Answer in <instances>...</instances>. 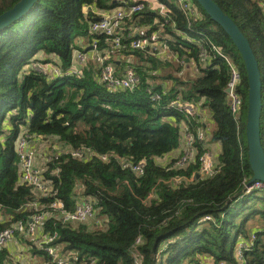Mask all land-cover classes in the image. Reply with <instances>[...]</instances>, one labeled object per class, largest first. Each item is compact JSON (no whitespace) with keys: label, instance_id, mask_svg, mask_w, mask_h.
I'll return each mask as SVG.
<instances>
[{"label":"trees","instance_id":"16d2710c","mask_svg":"<svg viewBox=\"0 0 264 264\" xmlns=\"http://www.w3.org/2000/svg\"><path fill=\"white\" fill-rule=\"evenodd\" d=\"M17 1L0 0V14ZM158 1L168 8L166 14L145 3L142 11L124 19L123 27L139 25L145 34L163 28L176 55L195 62L200 72L195 77H182L178 62L179 75L163 73L175 61L129 46L117 49L104 35L91 32V22L101 17L97 11L111 12L122 5L121 0H38L0 30V214L4 218L0 231L18 220L28 221L35 213L29 206L34 191L21 181L16 151L18 138L27 132L31 143L41 138L69 149L47 161L42 170L51 190L40 204L47 213L44 233L57 232L55 243L63 244V253L74 252L72 264H264V224L248 228L256 216L264 218V206L250 207L251 199H262L264 187L246 188L253 172L245 135L248 83L242 57L226 31L196 0L195 21L187 18L176 0ZM214 1L247 36L259 62L264 147V0ZM121 34L127 43L125 30ZM93 39H98L99 53L105 54L103 62L113 63L117 74L130 67L137 71L140 82L133 90L107 89L99 81L102 63L96 60L89 61L80 78L66 73L74 51H89ZM213 45L240 70L243 107L238 118L226 93L229 65ZM202 48L207 49L206 58ZM133 56H140L144 64L131 61ZM34 60L58 63L62 76L41 73L30 65ZM155 94L160 97L153 99ZM178 97L193 102L198 115L189 117L173 108L171 102ZM204 110L213 120L209 130L201 120ZM183 124L193 133L203 129L206 134L195 141L197 161L179 167ZM212 143L220 144L217 170L198 176V157ZM83 147L93 154L72 156L71 150ZM179 149V155L159 162ZM142 160L145 167L139 174L132 166ZM80 195L91 197L102 226L64 222L51 207L59 200L72 210ZM239 197L245 201L237 207ZM243 242L248 246L242 247L238 258ZM34 248L46 264H56L45 251ZM8 261L3 248L0 264Z\"/></svg>","mask_w":264,"mask_h":264},{"label":"built area","instance_id":"2783aa9c","mask_svg":"<svg viewBox=\"0 0 264 264\" xmlns=\"http://www.w3.org/2000/svg\"><path fill=\"white\" fill-rule=\"evenodd\" d=\"M190 21H195L199 16V9L197 4L193 0H176ZM122 5L115 8L111 12H103L102 19H96L91 22L90 30L93 33L102 34L106 37V40L110 45L117 49H122L129 46L131 49H139L144 51L150 56H154L161 60H172L180 64L188 63L190 60L187 58L180 59L179 56L171 49L170 45L166 41L167 35L164 33V29L154 31L150 34H145L146 29L139 25H133L128 28L123 27V21L126 17H129L135 13L142 11L145 7V3L153 9H157L162 14H166L168 8L161 4L158 0H121ZM121 30H125L127 43H124V38L121 34ZM128 32V33H127ZM213 49L216 53L222 56L229 65L230 79L226 86V92L229 98V104L232 113L235 117H240L243 107V99L239 92V85L242 77L239 68L231 57L224 54L221 48L213 45ZM89 51L91 54L89 55ZM89 51L85 52L80 49L75 50L73 53L71 65L66 72L67 74L74 75L78 78L83 76L84 69L88 67L89 61L96 60L102 63V67L99 73V81H101L107 89L110 91H116L118 89L133 90L140 82V77L134 68H127L122 74H117V69L113 63H104L105 54L101 55L98 51V39H93ZM207 49L202 48L201 55L207 57ZM93 58V59H91ZM193 65L195 62L191 61ZM34 68L41 73L51 76H62V70L58 63L53 61L40 63H33ZM196 67V65H195ZM158 94L153 95V99H158ZM171 106L176 110L186 114L189 117H195L198 115V109L196 105L187 100H182L180 97L174 99L171 102ZM205 130L198 129L196 133H193L187 127V124H183V140H182V152L178 156L177 164L179 167H186L197 161V146L195 141L197 138L200 140L205 137ZM36 147L31 145V141L28 133L21 134L16 143V151L20 166V178L21 181L27 185L32 186L34 191V199L29 204L30 208L35 211L31 219L28 221L18 220L13 225L0 231V250L6 248L11 242H14L19 236L27 239L30 245L37 247L40 250L45 251L56 264H68L70 256L60 252L59 245L55 243L58 238L57 232L44 233L43 227L47 219V213L41 210L40 199L42 196L47 195L51 186L47 185V181L42 176V173L36 167ZM71 150V154L74 157L91 156L92 151L88 150ZM53 156L49 157L48 161L52 160ZM102 160L107 161L108 155H102ZM199 176H208L217 170L216 154L212 149H206L199 157ZM133 170L137 173H143L145 167V161H140L134 164ZM194 179V174L191 176V180ZM179 180V179H177ZM264 187V183L256 181L252 185H247V191H251L253 188ZM51 207L64 222L70 223H86L92 219L96 213V207L89 196L80 195L74 204L72 210H67L64 204L57 200L51 204ZM210 218V217H207ZM97 226H102L103 222L97 221ZM42 231V234H41ZM140 242V238L137 243ZM248 243L243 242L238 250V258H241L242 247H247ZM67 253L73 254L71 251Z\"/></svg>","mask_w":264,"mask_h":264},{"label":"water","instance_id":"95a60500","mask_svg":"<svg viewBox=\"0 0 264 264\" xmlns=\"http://www.w3.org/2000/svg\"><path fill=\"white\" fill-rule=\"evenodd\" d=\"M38 0H18L11 8L0 14V30L26 14ZM213 21L230 36L238 49L247 75V112L245 135L248 161L253 177L248 185L256 181L264 183V147L261 138V116L263 107L262 75L259 62L251 43L237 23L214 1L196 0ZM98 19H102L99 17ZM230 91L227 89L226 92ZM199 176V175H198Z\"/></svg>","mask_w":264,"mask_h":264},{"label":"rangeland","instance_id":"374dc122","mask_svg":"<svg viewBox=\"0 0 264 264\" xmlns=\"http://www.w3.org/2000/svg\"><path fill=\"white\" fill-rule=\"evenodd\" d=\"M130 60L133 62H137V65H143L144 61L142 60V58L140 56H133L130 57ZM33 63H40L41 64V60H34L30 63V65ZM174 67H170V66H166L163 73L167 72V73H172L173 75H179V72L176 70L178 67V63L174 62ZM182 70H183V74L181 75L182 77L188 78V77H195L197 74H199V70L195 67V65L192 64V62H188V63H184L181 64ZM176 68V69H175ZM35 147H36V166L39 163V166L41 165V168H38L40 172H42V170H44L46 168L47 165V161L49 159V157L51 156H56L58 154H62V153H66L69 149L60 144V143H52L51 141H46L44 139L38 138V140L35 142ZM37 146H39L37 148ZM215 154L217 153L218 150H215V148H211ZM164 158L159 159L160 163L164 162ZM168 162V160H167ZM166 163V162H165ZM262 199L261 200H250V207L253 206H257V207H263L264 206V193H260ZM244 199L242 197H239L236 206L240 207L243 203H244ZM248 211V210H247ZM100 221L102 222V217H98L96 216V213L94 215V217L92 219H90L88 222H86L85 224L88 225V227H92V228H97L99 226L96 225V222ZM75 225H79L82 223H74ZM264 224V218H261V216H256L254 219L250 220L248 223V228L249 230H252V228H254L256 225H263ZM28 246H30V243H27ZM35 249V248H33ZM59 249L60 252L63 253V244L59 245ZM74 254V252H72ZM66 256H71L73 254L70 253H63ZM16 255H20L21 259L25 260L23 261V264H30V260L31 259H35L36 256H38L36 253H34V251L31 252V254H27L24 253L21 249L16 251ZM37 259V258H36ZM42 259V256H41ZM41 262L38 261L37 263L34 264H40ZM73 263V259L70 258V261L68 264H72Z\"/></svg>","mask_w":264,"mask_h":264},{"label":"crops","instance_id":"0c3cea01","mask_svg":"<svg viewBox=\"0 0 264 264\" xmlns=\"http://www.w3.org/2000/svg\"><path fill=\"white\" fill-rule=\"evenodd\" d=\"M98 13H100L101 16H103V12H99L97 11ZM89 55L91 54V52L89 51L88 53ZM93 59V58H91ZM201 120L203 121V123H205V126H207V129H211L212 126H213V120L210 116V113L208 110H204L203 111V114L201 116ZM207 130V132H209ZM38 140L37 139H34L31 143L32 146H35V142ZM39 146H37L38 148ZM211 148H215V150H218L219 151V147H220V144L219 143H212V145L210 146ZM209 148V149H211ZM180 154V149L179 150H175L174 152H172L169 156H166L164 157V162H167V160H169L171 157H175L177 155ZM37 168H41V165L39 166V163L37 164L36 166ZM4 218L1 216L0 214V220H3ZM41 234H42V231H41ZM28 243V240L23 238V237H18L14 242H11L7 247H6V250H7V254H8V262H5L4 264H23V261L25 260L24 259H21L20 255H16V251L18 250H22L24 253H27V254H31L32 251H34V247L33 245H30L28 246L27 245ZM36 247V246H35ZM37 248V247H36ZM39 249V248H37ZM38 256L35 257V259H31L30 260V264H34V263H37L38 261H40L41 263L40 264H46L47 261L43 259H41V255H39L38 253H36ZM37 258V259H36Z\"/></svg>","mask_w":264,"mask_h":264},{"label":"bare ground","instance_id":"6f19581e","mask_svg":"<svg viewBox=\"0 0 264 264\" xmlns=\"http://www.w3.org/2000/svg\"><path fill=\"white\" fill-rule=\"evenodd\" d=\"M48 186H50L48 183H47Z\"/></svg>","mask_w":264,"mask_h":264}]
</instances>
